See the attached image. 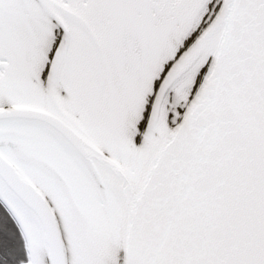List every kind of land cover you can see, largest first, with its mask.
<instances>
[{
	"label": "snow or ice",
	"instance_id": "6c2138e0",
	"mask_svg": "<svg viewBox=\"0 0 264 264\" xmlns=\"http://www.w3.org/2000/svg\"><path fill=\"white\" fill-rule=\"evenodd\" d=\"M0 264H264V0H0Z\"/></svg>",
	"mask_w": 264,
	"mask_h": 264
}]
</instances>
